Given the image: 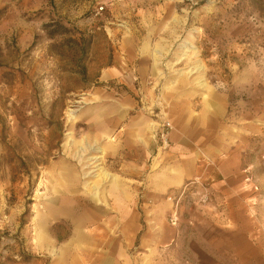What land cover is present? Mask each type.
Segmentation results:
<instances>
[{
    "label": "rangeland",
    "instance_id": "rangeland-1",
    "mask_svg": "<svg viewBox=\"0 0 264 264\" xmlns=\"http://www.w3.org/2000/svg\"><path fill=\"white\" fill-rule=\"evenodd\" d=\"M223 95L260 111L244 179L264 237V0H0V264H190L165 236L214 192H185L172 227L148 174L179 109Z\"/></svg>",
    "mask_w": 264,
    "mask_h": 264
},
{
    "label": "crops",
    "instance_id": "crops-1",
    "mask_svg": "<svg viewBox=\"0 0 264 264\" xmlns=\"http://www.w3.org/2000/svg\"><path fill=\"white\" fill-rule=\"evenodd\" d=\"M255 108L254 104L240 108L223 95L212 98L206 107L179 109L172 120L170 148L160 168L148 174L154 198L170 190L165 202L166 207L170 204L169 213L192 178L198 177L214 192L215 205L196 210L192 225L184 220L165 236L186 240L190 264H264L260 190H252L244 179V169L250 166L248 137L260 131V111ZM142 124L135 122L126 129L125 142L129 144L130 136L137 135L143 147ZM99 129L104 132L105 126ZM81 236L77 234V240Z\"/></svg>",
    "mask_w": 264,
    "mask_h": 264
},
{
    "label": "built area",
    "instance_id": "built-area-1",
    "mask_svg": "<svg viewBox=\"0 0 264 264\" xmlns=\"http://www.w3.org/2000/svg\"><path fill=\"white\" fill-rule=\"evenodd\" d=\"M167 127L169 128L170 125L169 123L166 124ZM161 137H165L164 134H161ZM207 186L198 178H192L188 180L182 188V191L180 193L179 198L184 195L185 192H197L200 190L199 196H198V202L200 203H206L209 201V193L207 192ZM179 200L176 201L175 206L172 208L171 212L168 214L167 220L169 224L172 227H176L179 223V211H178V206H179Z\"/></svg>",
    "mask_w": 264,
    "mask_h": 264
},
{
    "label": "bare ground",
    "instance_id": "bare-ground-1",
    "mask_svg": "<svg viewBox=\"0 0 264 264\" xmlns=\"http://www.w3.org/2000/svg\"><path fill=\"white\" fill-rule=\"evenodd\" d=\"M85 145V144H84ZM91 146V145H90ZM89 148V147H88ZM95 149V148H94ZM94 149H93V151H94ZM85 151V150H84ZM99 152L101 153L99 156H97L98 157V159L99 158H102L103 157V155H105V153H106V150L104 149V148H99ZM92 153V152H91ZM94 157V156H93ZM89 158V157H88ZM92 159V158H91ZM89 160V159H88ZM85 162V161H84ZM89 162V161H88ZM97 162V161H96ZM87 163V162H86ZM88 164V163H87ZM98 164V163H97ZM99 165V164H98ZM89 172V171H88ZM107 173H103V177H105V179H106V177H107ZM91 176V175H90ZM89 187V186H88ZM72 188V187H71ZM91 188H92V186H91ZM73 189V188H72ZM89 190V189H88ZM39 230H41V229H39Z\"/></svg>",
    "mask_w": 264,
    "mask_h": 264
}]
</instances>
